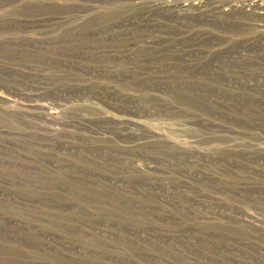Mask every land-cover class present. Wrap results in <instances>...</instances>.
<instances>
[{
  "label": "rangeland",
  "instance_id": "374dc122",
  "mask_svg": "<svg viewBox=\"0 0 264 264\" xmlns=\"http://www.w3.org/2000/svg\"><path fill=\"white\" fill-rule=\"evenodd\" d=\"M0 264H264V0H0Z\"/></svg>",
  "mask_w": 264,
  "mask_h": 264
}]
</instances>
